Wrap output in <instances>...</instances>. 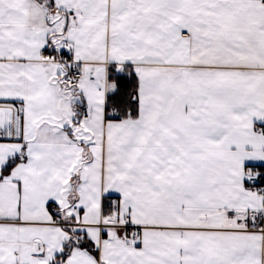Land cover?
<instances>
[{"label":"snow or ice","instance_id":"6c2138e0","mask_svg":"<svg viewBox=\"0 0 264 264\" xmlns=\"http://www.w3.org/2000/svg\"><path fill=\"white\" fill-rule=\"evenodd\" d=\"M0 264H264V0H0Z\"/></svg>","mask_w":264,"mask_h":264}]
</instances>
